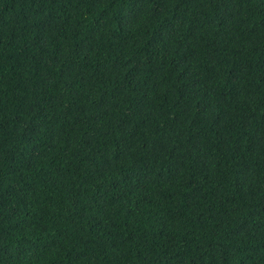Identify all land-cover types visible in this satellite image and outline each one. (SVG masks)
<instances>
[{"label": "trees", "instance_id": "trees-1", "mask_svg": "<svg viewBox=\"0 0 264 264\" xmlns=\"http://www.w3.org/2000/svg\"><path fill=\"white\" fill-rule=\"evenodd\" d=\"M0 264H264V0H0Z\"/></svg>", "mask_w": 264, "mask_h": 264}]
</instances>
